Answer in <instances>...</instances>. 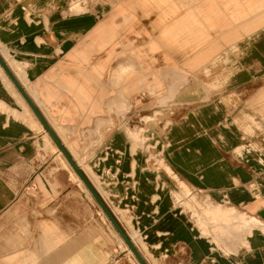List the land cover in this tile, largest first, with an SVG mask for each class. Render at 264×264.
<instances>
[{
	"label": "crops",
	"instance_id": "obj_1",
	"mask_svg": "<svg viewBox=\"0 0 264 264\" xmlns=\"http://www.w3.org/2000/svg\"><path fill=\"white\" fill-rule=\"evenodd\" d=\"M144 92L204 101L151 142L120 128ZM55 141L153 264H264V0H0V264L114 254ZM172 177L263 227L224 250Z\"/></svg>",
	"mask_w": 264,
	"mask_h": 264
},
{
	"label": "rangeland",
	"instance_id": "obj_2",
	"mask_svg": "<svg viewBox=\"0 0 264 264\" xmlns=\"http://www.w3.org/2000/svg\"><path fill=\"white\" fill-rule=\"evenodd\" d=\"M136 70L130 68L129 74L135 73ZM160 94L163 92H159ZM183 99H165L162 97L156 96H149V93L144 92L143 97H139V100L136 98L134 100H130V113H128L126 117V121L123 125H120V128L124 130L125 133L129 132H139L141 133L142 137L146 138L147 141H167V134L172 126L178 123L181 118L185 117L188 114L185 113H178L177 110L181 109V106L185 104V102H190L188 105L191 109H194L196 106L200 105L202 100L201 98H194L192 100L182 101ZM258 103L261 101V98L257 99ZM141 102V103H140ZM142 102L146 105L145 112L141 111L138 105H142ZM143 104V105H144ZM189 107V108H190ZM177 109V110H176ZM176 110V111H175ZM263 115V114H262ZM121 124V123H120ZM115 128V127H114ZM119 128V127H117ZM119 128V129H120ZM116 130V129H114ZM150 142V143H151ZM148 143V142H147ZM163 156L160 158H151L152 163H157V160L162 159ZM73 160V159H72ZM65 162L68 165L69 169L76 174L78 177L75 183L79 185L86 195V201L91 204L93 209L95 210L96 220L93 221L95 225L96 234H101L107 241H109L112 245L114 254L111 256L110 261L108 264H141L140 261L137 259L135 254L131 251L127 243L124 241L123 237L115 227L114 223L111 221L107 213L105 212L104 208L112 215L114 221L119 226V228L124 232L126 237L129 239L132 246L138 252L141 259L144 261L145 264H153L150 260V257L146 256L140 249L139 245L135 244L131 236L132 234L129 230L125 229L122 225L121 221L122 218L120 217V213L117 212V209L114 207L113 204L109 201V196L102 192L101 188L97 186L94 180L85 174L83 170L77 165V163L73 160L76 164L88 184L92 187L93 191L96 193L98 199L101 203L96 199L92 191L88 188V186L83 182V180L78 176L72 165L69 161L65 158ZM156 168H160L161 172H164L165 169L157 164ZM173 181L176 184V188L173 191V197L176 200V194L182 195L181 201L177 203L178 206L182 207L183 210L188 213V215L192 218V221L198 225V227L205 229L206 234L213 235L214 238H226L227 239H236L235 243L232 241H219L221 247L224 250L228 251L224 245H231V244H239L242 249L247 248V238L250 236L252 231L258 227H263V223H256L255 219L248 217L247 215L243 214L242 210H237V217L232 220L227 221H220V228L217 225V221L213 219L211 216H207L204 209L211 205V199L205 198L201 194L190 191L186 194L184 189V184L180 182L178 178L172 177ZM165 182L166 179H165ZM42 195H38L33 193L34 199H40ZM210 197V196H209ZM209 203H205V202ZM208 204V205H207ZM204 222V226H202V220ZM254 220V221H253ZM222 228V229H221ZM84 240V239H83ZM82 243V242H81ZM231 243V244H230ZM75 245L77 242L74 243ZM122 245V246H121ZM124 247V248H123ZM130 251V252H129ZM61 258L57 261H54L52 264H59Z\"/></svg>",
	"mask_w": 264,
	"mask_h": 264
},
{
	"label": "water",
	"instance_id": "obj_3",
	"mask_svg": "<svg viewBox=\"0 0 264 264\" xmlns=\"http://www.w3.org/2000/svg\"><path fill=\"white\" fill-rule=\"evenodd\" d=\"M59 147V149L62 151V153L64 154V156L66 157V159L69 161V163L72 165V167L74 168V170L76 171V173L78 174V176L83 180V182L88 186V188L92 191V193L94 194V196L96 197V199H98L96 193L93 191L92 187L88 184V182L86 181V179L84 178V176L82 175V173L80 172V170L78 169V167L76 166V164L73 162L72 158L70 157V155L64 150V148L61 146V144L58 141H55ZM98 201L100 202V200L98 199ZM101 206L104 208V206ZM105 212L107 213V215L109 216V218L111 219V221L114 223L115 227L117 228V230L119 231V233L121 234V236L123 237L124 241L127 243V245L129 246V248L131 249V251L135 254V256L137 257V259L140 261L141 264H145L144 261L141 259V257L139 256L138 252L135 250V248L132 246V244L130 243L129 239L126 237V235L124 234V232L119 228V226L116 224V222L114 221L112 215L106 210V208H104Z\"/></svg>",
	"mask_w": 264,
	"mask_h": 264
}]
</instances>
